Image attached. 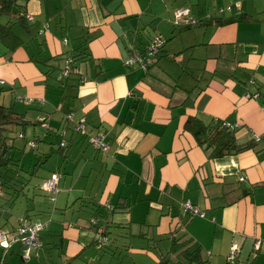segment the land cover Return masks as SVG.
I'll return each mask as SVG.
<instances>
[{"label": "crops", "instance_id": "crops-1", "mask_svg": "<svg viewBox=\"0 0 264 264\" xmlns=\"http://www.w3.org/2000/svg\"><path fill=\"white\" fill-rule=\"evenodd\" d=\"M186 7L193 26L176 23ZM3 16L25 44L0 42V100L12 96L24 129L33 112L64 161L42 174L38 140L2 135L0 154L24 171L20 194L0 198V230L21 217L47 225L29 259L20 242L0 244V264H229L235 243L231 264H264V0H0ZM156 35L166 42L155 61L128 63ZM33 55L60 69L76 56L78 73L63 71L54 93ZM195 116L223 121L241 149L210 158L187 130ZM53 173L54 200L41 188Z\"/></svg>", "mask_w": 264, "mask_h": 264}, {"label": "trees", "instance_id": "trees-1", "mask_svg": "<svg viewBox=\"0 0 264 264\" xmlns=\"http://www.w3.org/2000/svg\"><path fill=\"white\" fill-rule=\"evenodd\" d=\"M9 4L11 3L9 2ZM21 8L25 10L23 5L21 6ZM24 17L19 18L20 19L19 25L24 29H29L27 27L28 26L27 21L25 22ZM183 24H186L187 26L194 25V23L192 22H189V23L180 22L179 26ZM2 26L4 27V30H6V27L4 25ZM11 36L13 35L12 34L6 35V32L2 31V29L0 28V42L6 43V45L9 46L10 49L17 48L25 44V42L20 37L17 38L13 36L15 38L13 39V37ZM16 41H17V45H16ZM80 55L81 54H78L77 56H80ZM50 59L52 58H49L42 62L41 59L39 58L36 59L34 55L30 57L31 61L36 62V64H41L42 66H44L42 70L44 71L43 74L47 77L48 82L50 80L52 71L56 73V77L57 75H59L55 84H58L57 86L58 89L63 90L64 87L59 86V84H62L65 86V82L61 79V75H62V72L66 71L68 67L63 66L60 69L57 65H48L47 62ZM58 59L60 58H56V60ZM76 59L77 57L74 56L72 63H70V70H69L70 74L66 77H70V75L78 73L77 70L74 69V68L77 69L76 67L77 65H75ZM58 71L61 73V75ZM1 92H4V89L0 88V94ZM1 104H0V132L4 136L5 131H7L6 126H10L13 123V120H16V119H14L10 109L8 107H5L4 103H1ZM23 126H25V123H23ZM187 130L190 131L194 135V137L196 138V140L198 141L200 145L205 146L206 151L208 152V155L210 158H219L225 155L235 154L242 147V145L238 144L237 141L235 140V131L223 125V121H221L220 119H216L214 123L208 124L204 122L202 119H200L199 117L195 116L188 120ZM23 171L24 169L22 168V166L17 160H14L13 158L8 157V156L5 157L4 154H0V192H1L0 198L5 199L6 196L15 197L16 195L20 194V192L22 191V187H21L22 180L21 179L23 177L22 175ZM36 221H40L47 225V223L42 220H36ZM40 238H41V234H40ZM194 252H197V251L195 250ZM193 255H192V261H196V259H199V256H200L199 251L198 253H194ZM159 264H167V263L166 261L162 260Z\"/></svg>", "mask_w": 264, "mask_h": 264}, {"label": "built area", "instance_id": "built-area-1", "mask_svg": "<svg viewBox=\"0 0 264 264\" xmlns=\"http://www.w3.org/2000/svg\"><path fill=\"white\" fill-rule=\"evenodd\" d=\"M189 13H190V9L188 7L178 9L175 14L176 23H180V22L194 23V20L188 18ZM165 42L166 41L162 37V35L154 36L147 44L145 54L143 53V55L140 54L135 55L132 59L129 60L128 63L130 64L139 63L144 68L150 66L155 61V56H157L164 47ZM69 70L70 69L68 67L65 73L68 74ZM78 130H80L82 133H87L85 119H80L78 121ZM90 141L95 148L103 149V150L108 149V144L104 142L103 136L100 135L91 136ZM58 181H59V174L53 173L48 179H45L42 182L41 188L43 191H46L51 195H53L54 193L57 194L59 191ZM52 199L54 200L55 196H52ZM183 206L185 210L191 213L203 215V213L200 212L198 208L192 206L188 202L183 203ZM45 225L46 224L40 221H29L25 218H22L20 219V224L17 226L13 234H9L5 231H0V244L5 249H9L12 243L20 242L24 247L23 257L29 259L31 255L34 253V251L40 248L42 245L40 234L44 230ZM260 243H261L260 241L256 242L255 244L256 250L260 249ZM238 249H239L238 244L235 243L232 245L228 257L230 263H233V261L236 259Z\"/></svg>", "mask_w": 264, "mask_h": 264}, {"label": "rangeland", "instance_id": "rangeland-1", "mask_svg": "<svg viewBox=\"0 0 264 264\" xmlns=\"http://www.w3.org/2000/svg\"><path fill=\"white\" fill-rule=\"evenodd\" d=\"M0 20L5 22L7 20V16L1 17ZM170 37H168V39ZM177 38H178V43L180 42L181 39L184 42L183 37L177 36ZM58 77H59V75H57V77H56V73L52 71L48 84L51 87V91H53L54 93H55L54 88L58 89V87H57L58 84H55ZM59 86H63L65 88V86L62 84H59ZM0 101H1L0 104L4 103V106L9 108L11 106V104L13 103V98L11 95H9L7 97L2 96ZM17 109L18 110L22 109V111H20V112L16 111V113H19V114L26 111V108H24V107H20V108L17 107ZM6 110H8V109H6ZM33 114H34L33 112H30L29 115L26 116L27 119L32 120V122L27 123L25 129L22 125V122H20L18 124L13 123L10 126H8L10 131H8V132L5 131L4 136L8 137L9 138L8 141H12V143H13V141H15V143H21L23 138H21L20 136L25 131V135H26L25 141H29L30 139H33L36 141L38 140L37 141L38 142V150H37L36 154L38 155V152L39 153L46 152L49 155V159L46 161V163L42 167L41 173L47 174V173H50L51 171L61 170L60 168L63 164L62 162L64 161V157L58 152V144L56 142H54L55 141L54 138L46 135L45 128H43L42 125L36 121L35 115H33ZM80 134H83V133H80ZM58 138L59 137L57 136L56 139H58ZM2 139L4 140L2 133L0 132V144L2 143ZM32 156H33V151L26 155V157H25L26 158V160H25L26 164L30 163L29 160L32 158ZM59 156H60V159H59ZM35 161H36V159H35ZM57 194L54 193L53 195L56 196ZM20 219H22V217ZM4 222H5L4 216L0 217V224H3ZM19 224H20V222H19ZM228 263L231 264L229 260H228Z\"/></svg>", "mask_w": 264, "mask_h": 264}]
</instances>
